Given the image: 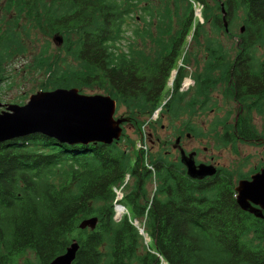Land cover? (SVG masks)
<instances>
[{
	"label": "trees",
	"instance_id": "trees-1",
	"mask_svg": "<svg viewBox=\"0 0 264 264\" xmlns=\"http://www.w3.org/2000/svg\"><path fill=\"white\" fill-rule=\"evenodd\" d=\"M145 1L5 0L18 21L26 18L40 30L45 25L50 33L60 32L64 41L59 49L64 47L76 61L74 65L52 60L46 42L36 56L47 76L39 90L106 82L115 101L132 111L134 100L140 108L132 111L138 114L136 124L157 108L177 56L160 57L150 64L120 48L126 17L132 19L138 9L144 18L153 17ZM192 1L203 5L205 21L210 15L216 30L223 28L220 3L228 22L240 21L243 30L236 36L234 58L222 79L230 82L238 103L243 106L252 98L264 113V53H260L264 0H216L210 7L214 12L206 10L207 0ZM168 3L165 0L166 11L159 13L157 31L164 34L175 16L170 38L173 48H178L201 24L194 20L191 0H173L172 8ZM25 26L15 29L13 21L0 26V81L4 60L22 47L18 34ZM208 47L214 72L226 60L215 41ZM141 64H150L151 72L141 75ZM199 76L197 83L205 89L208 77ZM144 86L148 88L140 89ZM238 124L225 135L226 141L256 136L251 126ZM121 136L104 144L61 141L36 132L0 142V264H16V258L27 251L40 264H49L73 241L78 248L71 264H264V214L257 218L238 206L231 172L218 170L204 179L193 178L166 152L148 151L146 164L136 147L132 157L133 143L130 148L120 145ZM126 174L134 182L131 188L125 184L121 203L130 217L116 221L113 188L123 183ZM152 176L156 187L150 196L147 184ZM90 217H96L94 228H80L79 223ZM132 218L141 223L148 242Z\"/></svg>",
	"mask_w": 264,
	"mask_h": 264
},
{
	"label": "rangeland",
	"instance_id": "rangeland-1",
	"mask_svg": "<svg viewBox=\"0 0 264 264\" xmlns=\"http://www.w3.org/2000/svg\"><path fill=\"white\" fill-rule=\"evenodd\" d=\"M168 2V5L172 8L173 0H168ZM207 2L206 10H210V12L217 11L213 7L210 8L211 5H215L216 0H207ZM48 3L50 4L49 1ZM144 3L148 5L153 17L145 16L146 18H144L143 13L139 9L135 10L131 14L132 19L126 17L124 38L119 43L120 48L124 49V51H129L131 55L133 54L135 60L138 58L143 59L144 57L153 60L158 54L160 55V52L163 54V48H166L162 47L163 44L167 45L168 48L171 47V43H169L171 41L170 32L173 23L176 21L174 16L172 18L174 22L171 21L169 29L164 34H160L157 31V20L159 13L166 11L164 10L165 0H146ZM191 3L194 20L201 25L193 36V30L191 29L190 33L179 45L172 70L159 97L157 108L148 118L136 124L138 114L135 111L140 108L134 106L135 101H131L133 104L132 109L135 110L132 112L133 110L129 111L126 105L116 100L114 117L127 119L121 123L123 136H121L120 145L130 148L133 143V147H131L133 157L137 150L134 141L137 142L143 139V134H145V140L152 155H156L158 152L164 154V152L169 151L171 154L170 158L179 162V153L174 151L172 144L175 141V136L180 133L183 137L181 144L185 148H195L199 152V158H203L206 161L211 160V162L213 161V163L225 167L237 179L249 173L257 163H260L262 156L264 158V113L256 108L254 99L249 98V101L242 106L241 122L238 125L245 123L251 126V130L253 129L256 132V136L245 139L237 138L233 141H226L225 138L226 134H231L234 114L239 109L228 87L230 82L224 80V75L225 69L228 64L232 63L234 58L236 36L240 31L241 23L239 20L231 22L229 19L228 30H230V33H226L227 31H225L224 27L216 30L211 25L210 15H207L208 19L205 21L202 15L203 5L192 0ZM168 10L169 17H171L173 15L171 9L169 8ZM241 14V12H238V15ZM0 20L1 27H4L5 24L6 27L10 26L12 21L15 29L24 25L28 26L22 28L20 30L21 33L18 34L22 46L19 52H14L11 57H7L3 62L5 63L3 79L0 81V101L2 103L22 105L27 102L30 94L39 91L40 82L47 76L43 72V68L38 66L36 56L46 42L49 43L48 53L53 55L51 57L52 60L56 59L59 62L65 60L68 63L76 64L74 57L68 54L64 47L59 49L64 41L60 32L50 33L45 25L40 30L34 26L33 20L28 23L26 18L24 21L20 22V19L18 21L14 9L12 7L9 8L5 0H0ZM54 35L62 36L60 45H56L53 42L52 37ZM211 41H215L218 46L223 48V60H226V65L214 72H207L206 77L209 78L207 81L208 88L203 94L199 92L200 90H196L197 87H192L194 84L193 75L202 72L207 61L212 66L214 60L209 58V51L206 48ZM263 51L264 49H261L260 53H264ZM178 67L183 68L182 75L184 77L181 83L189 87L190 93L188 95L181 93L183 95L171 96L173 81L175 80L174 76ZM140 68L141 75H147L151 72L150 65L141 64ZM76 88L80 93L84 94H108L109 85L106 82L90 85L78 84ZM146 88L148 87L144 86L140 89ZM188 98L195 99L194 106L184 105ZM168 99L172 100V103L171 106H168L169 108H165L163 104ZM1 109L2 107H0ZM188 122H191L189 127L186 126ZM139 128H142V132L139 131ZM185 133H189V136H186ZM156 138H159L161 143L157 144ZM133 182L134 179L129 176L127 188L128 186L131 188ZM155 187L156 177L152 176L147 184L148 195L151 196L153 194ZM133 222L135 221L133 220ZM135 225L142 227L138 220H136ZM144 237L148 242L149 238L146 234H144ZM16 262V264H40L34 253L29 251L17 257Z\"/></svg>",
	"mask_w": 264,
	"mask_h": 264
},
{
	"label": "water",
	"instance_id": "water-1",
	"mask_svg": "<svg viewBox=\"0 0 264 264\" xmlns=\"http://www.w3.org/2000/svg\"><path fill=\"white\" fill-rule=\"evenodd\" d=\"M222 24L228 31L226 8L220 3ZM243 27L240 28L242 32ZM56 45L62 42V36L52 37ZM0 142L30 133L41 132L67 142H101L110 144L119 140L121 123L127 119L114 117L116 101L109 94H84L76 87L39 90L29 95L27 102L5 104L0 101ZM181 160L187 174L193 178L213 175L216 168L212 164H195L193 153L181 152ZM236 202L246 210L261 216L264 209V168L251 175V179H240L236 186ZM254 203L259 207H253ZM258 211V212H256ZM96 217L84 219L80 228H94ZM78 242L73 241L66 250L54 257L49 264H71Z\"/></svg>",
	"mask_w": 264,
	"mask_h": 264
},
{
	"label": "flooded vegetation",
	"instance_id": "flooded-vegetation-1",
	"mask_svg": "<svg viewBox=\"0 0 264 264\" xmlns=\"http://www.w3.org/2000/svg\"><path fill=\"white\" fill-rule=\"evenodd\" d=\"M182 42V41H181ZM181 42H180V44H181ZM169 43H171V47H169L168 48V46L167 45H163L162 47H166V48H163V54H162V52H160V55L158 54L154 59L153 58H151V59H153V60H149V58H145L147 61H150V64L152 63V62H154V61H156V59H159L160 57H164V58H168L170 55H172V54H177V50H178V48H173V40H171ZM179 44V45H180ZM206 48H207V50L209 51V58L211 59V57H210V50H209V47L208 46H206ZM164 52H166V53H164ZM131 54V53H130ZM213 59H215L214 57H213ZM216 60V59H215ZM149 64V65H150ZM209 65V62L207 61L206 62V65H205V68H204V70L202 71V72H200L199 74L198 73H196V74H194L193 75V86L192 87H197L196 88V90L197 91H199V90H201V88H203L202 86H201V83L200 82H198L197 83V79L198 80H200V74L201 73H203V79H206V75H207V72L208 71H210V65ZM183 68L182 67H178L177 68V73H176V75L174 76L175 77V80L173 81L174 82V85L173 86H175V84H176V86L172 89V93H171V96H173V95H183V94H181V93H184V94H186V95H188L189 93H190V90H189V87L188 86H184V84H182L181 83V80H182V78L184 77L183 75ZM209 79V78H208ZM205 84H207L206 82L205 83H203V85H204V87H206L205 89L203 88V90L202 91H199V92H202L203 94H204V91L208 88L207 86H205ZM170 99V98H169ZM167 100V101H165V104H163V105H165V108L167 107V106H169L170 105V100ZM236 103H237V106H239V109H238V111L234 114V118H233V126H235L236 124H238V123H240L241 122V120H240V114H241V112H242V105L240 104V103H238L237 101H235ZM171 103H172V100H171ZM203 103L205 104V101L203 100ZM194 104H195V99L194 98H188L187 99V102H185L184 103V105H187V106H194ZM190 124H191V122H188L187 123V127H189L190 126ZM185 135L186 136H189V133H185ZM182 134H177L176 136H175V141H174V143L172 144V146H173V149H174V151H177L178 153H179V161H180V163L182 164V166L184 167V169L186 170V166H185V164L183 163V161L181 160V152H183L185 155H188V154H192L193 153V158H194V162H195V164L196 165H198V164H200V163H203V164H212V165H214V167L216 168V171H218V170H224V171H229L228 169H226L225 167H222V166H220V165H218V164H216V163H213V161L211 162V160H209V161H206L205 159H201V158H199V152L195 149V148H191V149H188V148H185V146H183L182 144H181V141H182ZM152 141V143H154V141L153 140H151ZM156 143L158 144V143H161L160 142V140H159V138H156ZM166 153H169V151H166ZM170 154V153H169ZM261 168H264V158H263V156L261 157V162L260 163H257L255 166H254V168H252V170L249 172V173H246V174H244L243 176H240V177H238L237 179L236 178H234V176L232 175V177H233V180H234V182H235V186H236V184H237V182H238V180H240V179H248V180H250L251 179V175L253 174V173H255V172H257V171H259ZM230 172V171H229ZM186 173H187V171H186ZM211 175H208V176H205V177H202V178H197V179H204V178H207V177H210ZM235 186H234V188H235ZM238 204V203H237ZM251 204V206H253V207H259L258 205H256V204H254V203H250ZM239 206V205H238ZM240 207V206H239ZM241 208V207H240ZM242 209V208H241ZM243 211H246V212H248V213H250L251 215H253L254 217H257V218H261L262 216H263V214H264V209H262L261 210V216H258V215H256L255 213H253V212H251V211H249L248 209H246V210H244V209H242ZM256 212H258V211H256Z\"/></svg>",
	"mask_w": 264,
	"mask_h": 264
},
{
	"label": "built area",
	"instance_id": "built-area-1",
	"mask_svg": "<svg viewBox=\"0 0 264 264\" xmlns=\"http://www.w3.org/2000/svg\"><path fill=\"white\" fill-rule=\"evenodd\" d=\"M146 135L143 134V139L137 142V146L142 149L143 151L147 152V144L145 140ZM128 176H126L125 180H127ZM122 187L120 186L119 188H114V191L116 193L115 196V201H114V208H115V215L114 217L116 219H119L122 214L124 213V208L117 203L118 200L122 198Z\"/></svg>",
	"mask_w": 264,
	"mask_h": 264
}]
</instances>
